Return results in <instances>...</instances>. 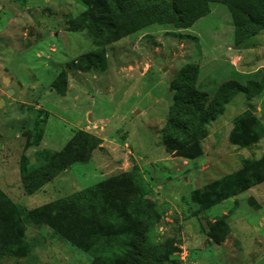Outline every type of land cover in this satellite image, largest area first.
I'll return each mask as SVG.
<instances>
[{
	"label": "rangeland",
	"instance_id": "obj_1",
	"mask_svg": "<svg viewBox=\"0 0 264 264\" xmlns=\"http://www.w3.org/2000/svg\"><path fill=\"white\" fill-rule=\"evenodd\" d=\"M208 5L189 27L152 24L109 44L107 68L84 70L75 63L98 48L86 28L73 26L90 9L86 2L0 0V202L20 209V239L31 246L2 264H92L93 256L55 233L48 217L58 198L135 164L161 215L157 235L170 249L168 264H264V182L211 207L198 200L213 191L212 182L264 160V138L248 148L229 139L247 109L264 123V91L235 95L209 125L198 158L171 154L163 141L170 83L184 64H199V86L210 95L223 81L246 83L264 68V30L241 48L227 5ZM37 124L42 135L32 145ZM58 154L79 160L28 194L23 161L43 167ZM218 220L230 227L221 243L210 236Z\"/></svg>",
	"mask_w": 264,
	"mask_h": 264
},
{
	"label": "trees",
	"instance_id": "obj_2",
	"mask_svg": "<svg viewBox=\"0 0 264 264\" xmlns=\"http://www.w3.org/2000/svg\"><path fill=\"white\" fill-rule=\"evenodd\" d=\"M90 9L74 27L86 28L98 48L81 56L75 63L84 70L107 68L106 47L152 24L189 27L198 14L206 13L211 0H83ZM227 5L237 46L251 47V41L264 30V0H214ZM200 66L187 62L170 83L174 100L163 127L166 151L185 158L202 155L201 141L210 133L209 125L226 112L235 95L243 92L248 99L264 91V68L246 83L237 79L223 81L213 95L199 84ZM33 134L32 145L41 139L42 125ZM264 138V123L251 109L235 117L230 133L231 143L251 147ZM97 139V138H96ZM99 141V139H97ZM49 151H46L48 153ZM43 167L22 163V184L33 194L54 180L70 162L79 159L63 154L55 156ZM254 163V164H253ZM212 182L214 189L201 193L205 208L220 204L239 191L264 182V160ZM195 192V191H194ZM198 192V191H196ZM148 182L138 165L130 171L99 181L82 191L56 200L57 211L49 215L53 231L93 256L92 264H168V244L158 239V206L147 197ZM133 198L126 201L125 196ZM224 221V220H223ZM218 220L210 236L216 243L225 240L230 231L226 222ZM23 224L20 209L0 202V264L9 255L26 256L31 246L22 243Z\"/></svg>",
	"mask_w": 264,
	"mask_h": 264
},
{
	"label": "crops",
	"instance_id": "obj_3",
	"mask_svg": "<svg viewBox=\"0 0 264 264\" xmlns=\"http://www.w3.org/2000/svg\"><path fill=\"white\" fill-rule=\"evenodd\" d=\"M199 84L202 85V81L201 80H199Z\"/></svg>",
	"mask_w": 264,
	"mask_h": 264
}]
</instances>
